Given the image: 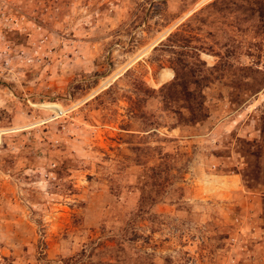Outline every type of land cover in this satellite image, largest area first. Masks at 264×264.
<instances>
[{"label": "rangeland", "instance_id": "obj_1", "mask_svg": "<svg viewBox=\"0 0 264 264\" xmlns=\"http://www.w3.org/2000/svg\"><path fill=\"white\" fill-rule=\"evenodd\" d=\"M244 0H0V264H264V33Z\"/></svg>", "mask_w": 264, "mask_h": 264}, {"label": "trees", "instance_id": "obj_2", "mask_svg": "<svg viewBox=\"0 0 264 264\" xmlns=\"http://www.w3.org/2000/svg\"><path fill=\"white\" fill-rule=\"evenodd\" d=\"M249 10L253 12L258 19V28L264 33V0H244Z\"/></svg>", "mask_w": 264, "mask_h": 264}]
</instances>
